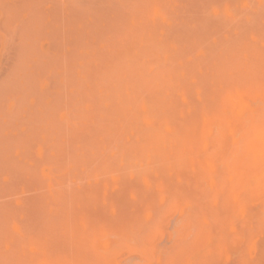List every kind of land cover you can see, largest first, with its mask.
I'll use <instances>...</instances> for the list:
<instances>
[{
    "label": "rangeland",
    "instance_id": "obj_1",
    "mask_svg": "<svg viewBox=\"0 0 264 264\" xmlns=\"http://www.w3.org/2000/svg\"><path fill=\"white\" fill-rule=\"evenodd\" d=\"M0 264H264V0H0Z\"/></svg>",
    "mask_w": 264,
    "mask_h": 264
}]
</instances>
